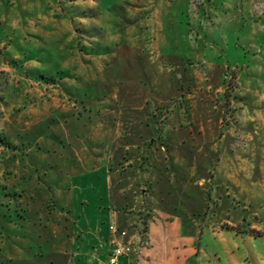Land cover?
I'll return each mask as SVG.
<instances>
[{
  "label": "rangeland",
  "instance_id": "rangeland-1",
  "mask_svg": "<svg viewBox=\"0 0 264 264\" xmlns=\"http://www.w3.org/2000/svg\"><path fill=\"white\" fill-rule=\"evenodd\" d=\"M234 1L0 0V264L69 259L77 204L101 251L106 189L73 176L103 160L133 254L167 217L175 259L264 264V31L218 28Z\"/></svg>",
  "mask_w": 264,
  "mask_h": 264
},
{
  "label": "crops",
  "instance_id": "crops-1",
  "mask_svg": "<svg viewBox=\"0 0 264 264\" xmlns=\"http://www.w3.org/2000/svg\"><path fill=\"white\" fill-rule=\"evenodd\" d=\"M154 3L155 8L153 11V16L156 19L163 16L167 9L170 8L171 11L175 9L183 8L185 11L187 10L188 0H176L175 5L169 6L167 0H149V2ZM257 0H235L234 1V9L238 8V11H234L231 6L226 5L225 13L221 16L224 19V23H218V28H224L225 25L230 26L234 23V21L241 23L240 20L233 21L232 18H247V26L253 29V32L264 31V25L260 26L261 18H258L254 13L253 7ZM177 3V4H176ZM211 3L215 4V0H211ZM172 7V8H171ZM264 17V16H263ZM221 19V20H222ZM220 21V20H219ZM159 22V21H158ZM227 25V26H228ZM213 35V31H211ZM104 163L101 167L94 168L93 170H89L84 174H78L73 176V186L75 191L80 194L88 193V188L90 186H99L101 185L106 189V196L104 208H106V212L103 214V223L107 224V228L102 229L100 225L96 226V232L101 240L105 241L106 244H101L98 249L100 252H91L84 245V240L90 242V237L93 241H97L92 233L94 230L91 228L90 221V213L87 210L82 209L79 211V205L77 204L76 216H74L72 223L70 226H73V234L75 237L82 238L83 244L79 247L77 246V241L73 245V250L70 252L69 259L59 260L57 263L59 264H110V257L112 254V250L110 248V244L113 242H128V238H121L119 235H114L110 231V225L116 224L121 230H124L122 227L126 223H130L129 225H134L136 222V218L133 215L122 214L121 211H116V205L114 202L116 200L113 198L112 186H111V177L109 174L108 167L106 165V160H103ZM120 199L122 196H119ZM84 216H86V220H84ZM168 218L166 217L163 222L160 220L150 221L147 224V233H146V242L143 244L141 248H137V253L133 254L129 257H121L119 259L118 264H164V262H172L171 264H186L187 256L193 255L194 249L188 248V252L183 250L181 253H184L185 258L175 259L176 252L179 251L180 245L184 243L186 238H182L181 235L171 233L169 228L172 224L166 222ZM174 222V221H173ZM176 223V222H175ZM174 230V229H173ZM196 237V235H195ZM132 238V237H130ZM176 242L175 244H171L170 240ZM165 246V247H164ZM63 254V253H61ZM58 254L57 256H62ZM67 255V254H65Z\"/></svg>",
  "mask_w": 264,
  "mask_h": 264
},
{
  "label": "built area",
  "instance_id": "built-area-1",
  "mask_svg": "<svg viewBox=\"0 0 264 264\" xmlns=\"http://www.w3.org/2000/svg\"><path fill=\"white\" fill-rule=\"evenodd\" d=\"M110 231L114 235H119L121 238H128V242L126 243H116L112 251L110 264H118L121 257H129L134 253L135 245L133 240L129 237L128 232L126 230H121L116 224L110 226Z\"/></svg>",
  "mask_w": 264,
  "mask_h": 264
}]
</instances>
